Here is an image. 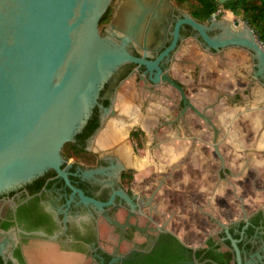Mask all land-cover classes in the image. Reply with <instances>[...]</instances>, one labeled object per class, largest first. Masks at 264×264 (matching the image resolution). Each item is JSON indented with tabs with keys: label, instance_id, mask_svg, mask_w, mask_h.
<instances>
[{
	"label": "flooded vegetation",
	"instance_id": "flooded-vegetation-1",
	"mask_svg": "<svg viewBox=\"0 0 264 264\" xmlns=\"http://www.w3.org/2000/svg\"><path fill=\"white\" fill-rule=\"evenodd\" d=\"M167 1L171 8L164 12L163 21L167 28L161 32L160 41L145 43L143 33L139 43L131 41L128 44V50L134 56L145 54V59L154 61L171 45L176 20L184 13L190 15L171 0ZM121 4L122 0H116L111 17ZM219 12L218 9L215 17L211 15L212 18L205 21L190 16L209 26L212 19H221ZM227 20L231 25L236 21L235 18ZM219 32L215 26L207 31L210 36ZM101 34H107L105 28ZM189 41L191 43H187ZM191 46L201 55L217 57L220 62L228 60V49H240L235 46L219 51L207 48L195 30L188 25L181 26L176 44L157 62L159 80L153 82L150 79L157 73V68L150 71L133 62L121 65L100 91L98 103L102 108L95 107L99 126L90 134L87 130L80 132L74 141L76 152L71 156L63 155V168L67 170L72 186L101 202L113 197V203L104 209L110 219L124 225L123 230L101 216L93 205L81 203L77 192L71 195L72 190L65 181L49 170L40 176L43 182L39 188L34 179L0 193V244L3 238L8 239L0 249V263L27 264L23 253L26 238H44L82 253L87 259L85 264H108L111 261V264H196L189 259L191 252L180 253L174 243L168 241L172 238L168 225L173 217L165 212L166 198L158 196L167 193L179 170L194 160L216 164L208 169V174L218 180L223 202L236 200L235 209L239 211L232 223H225L214 216L207 197L205 216L215 228L210 231L214 236L213 244L205 246L203 254L206 256L211 249L222 245L224 251L218 248L216 255L221 257L227 253L230 262L226 264L233 262L234 254L227 244L230 240L224 229L218 226L219 221L227 224L233 238L239 239L238 247L247 259H258L257 254L264 256V201L249 214L245 199L239 195L243 184L252 193H264V183L258 186L256 179L260 173L256 162L261 161V165L264 162V80L254 78L256 61L247 51L250 60L244 64L245 75H238V80L244 83L238 84L233 91L224 90L213 101L204 100L200 104L190 90L199 88L195 85L207 66L200 59L187 56ZM163 74L182 88L187 103L175 86L162 80ZM161 100L167 104H161ZM219 101H222L221 106L216 107ZM103 108L108 110V120H117L112 125L113 140L106 152L92 149L102 127ZM144 116L154 118L153 126L144 123V128ZM122 120L130 121L125 125L131 127L121 136L123 141L120 144L115 124ZM145 130L150 132V140L145 138ZM122 144L129 149L128 166L118 156ZM122 165L124 170H120ZM137 170L141 171V177H135ZM248 170L251 172L249 178L244 176ZM118 191H122L126 198L120 197ZM152 194V201L145 207ZM227 206L231 208L230 204ZM244 213L248 224L242 233ZM164 221H167L165 230H157ZM99 223L107 226L109 240L101 238ZM250 228L253 231L248 234ZM209 258L197 263H209Z\"/></svg>",
	"mask_w": 264,
	"mask_h": 264
},
{
	"label": "water",
	"instance_id": "water-1",
	"mask_svg": "<svg viewBox=\"0 0 264 264\" xmlns=\"http://www.w3.org/2000/svg\"><path fill=\"white\" fill-rule=\"evenodd\" d=\"M111 1L0 0V193L29 183L50 170L65 181L72 190L71 195L77 192L81 203L93 205L101 212V216L119 226L122 231L124 225L110 219L104 209L113 203V197L101 202L85 196L70 184L68 172L63 168L65 159L62 152L72 155L68 146L64 145L75 141L76 134L81 132L96 106L102 108L98 99L107 80L128 62L144 65L150 71L157 68V62L176 44L179 28L188 25L207 48L219 51L228 46L240 47L227 50L226 62H220L217 57L201 55L194 46L188 48V57L200 59L207 66L202 70V78L198 79L199 85H195L199 88L190 90L202 104V101H213L224 90L233 91L238 84L244 83L238 80V75H245L244 64L250 60V55L256 61L254 78L264 80V48L252 29L241 25L238 20L231 25L224 18L212 19L207 26L184 13L174 24L171 45L154 61H149L145 59V54L142 57L131 54L128 44L131 41L139 43L143 33L145 43L160 41L161 32L167 28L163 21L164 12L171 8L170 3L167 0H122L121 6L104 27L107 34L102 35L99 21ZM217 1L223 4L230 0ZM215 15L213 13L212 17ZM213 26L220 32L210 36L207 31ZM115 36L119 39L116 40ZM157 70L154 77L150 76L153 82L159 80L160 69ZM162 80L175 86L184 102H188L178 84L165 74ZM204 86L208 89H202ZM221 103L219 101L215 106H221ZM161 104L167 103L161 100ZM189 105L199 113L195 106ZM107 112V108H103L102 127L97 134V142L92 145L95 151H108L113 140L110 132L117 120H108ZM126 122L130 121L122 120L115 124L118 126L120 144L123 141L121 136L131 127L126 126ZM144 123L153 126L155 120L144 116L143 126ZM128 152L125 144L118 149L119 159L126 166ZM200 162L201 186H190V191H184L174 189V185L170 184L167 193L158 195L166 198L165 212L173 217L168 225L172 238H168V241L174 243L180 253L191 252L189 259H193L196 264L202 263L207 257H210V262L205 264H226L230 262L228 254L220 257L215 253L218 248L224 251L222 245L207 252L208 256L203 254L205 246H212L214 241L210 233L214 226L206 218L204 206L209 197V207L214 216L225 223H232L239 211L235 209L236 200L230 199L226 204L223 202L218 180L208 174V169L216 164L212 161ZM260 165L261 161H257L260 172L256 177L258 186L264 183V162ZM124 169L122 165L120 170ZM250 175L249 170L244 174L247 178ZM247 187L243 184L239 195L245 199L247 212L252 214L258 203L264 201V193H252ZM225 191L228 195L227 189ZM117 193L126 198L122 191ZM152 197L153 194L148 197L145 207L149 206ZM228 204L231 208H228ZM243 218L245 225L242 233L248 224L245 213ZM166 223L164 221L157 230L163 232ZM225 223L217 221L230 240L234 254L230 264L264 263V256L258 254V259L245 257L238 247L239 239L230 235ZM99 230L101 238L109 240L107 226L99 223ZM6 241L8 239L3 238L0 249ZM52 245L62 246L44 238H26L23 246L25 260L32 262L35 253L50 252Z\"/></svg>",
	"mask_w": 264,
	"mask_h": 264
},
{
	"label": "trees",
	"instance_id": "trees-1",
	"mask_svg": "<svg viewBox=\"0 0 264 264\" xmlns=\"http://www.w3.org/2000/svg\"><path fill=\"white\" fill-rule=\"evenodd\" d=\"M176 5H181L185 2H190L188 13L195 19L200 21H205L211 17L213 13H216L218 9H226L231 11L235 16L239 17L246 26L250 27L254 32L257 40L264 47V0H230L223 4L219 3L217 0H174ZM109 8L101 17L99 23L107 20L109 17ZM219 14V13H218ZM99 126V121L97 119L96 108L93 109L90 118L88 119L86 125L83 127L82 131L87 130V134L93 133ZM80 132L76 134L75 139L79 136ZM68 146L69 152H76L75 142H68L64 145ZM63 155H65L62 152ZM67 155V154H66ZM37 182V187L42 185V178L37 177L35 180ZM252 228L248 230V234L252 233ZM230 245L229 241L227 242Z\"/></svg>",
	"mask_w": 264,
	"mask_h": 264
},
{
	"label": "crops",
	"instance_id": "crops-1",
	"mask_svg": "<svg viewBox=\"0 0 264 264\" xmlns=\"http://www.w3.org/2000/svg\"><path fill=\"white\" fill-rule=\"evenodd\" d=\"M184 165L175 176L174 189L190 191V186H201V162L194 160ZM86 260L82 253L74 252L69 247L52 245L50 252L35 253L32 262H26L27 264H84Z\"/></svg>",
	"mask_w": 264,
	"mask_h": 264
},
{
	"label": "rangeland",
	"instance_id": "rangeland-1",
	"mask_svg": "<svg viewBox=\"0 0 264 264\" xmlns=\"http://www.w3.org/2000/svg\"><path fill=\"white\" fill-rule=\"evenodd\" d=\"M172 2L174 1V0H171ZM115 2H116V0H112L111 1V3H110V5H109V11H110V13H109V17H108V19L107 20H104L102 23H99V31H101V30H103V28L108 24V22L112 19V17H111V12H112V9H113V7H114V4H115ZM189 4H190V2H185V3H183V4H181V5H177L181 10H184V11H187L188 10V8H189ZM220 10V12H219V18H224V19H230V20H233L234 18L236 19V20H238L239 21V23L240 24H245L239 17H237V16H235L231 11H229V10H226V9H222V8H220L219 9ZM111 17V18H110ZM150 137H151V134L150 133H146V135H145V138L147 139V140H150ZM135 173H136V175H135V177L136 178H138V177H140V174H141V171L140 170H137V171H135Z\"/></svg>",
	"mask_w": 264,
	"mask_h": 264
},
{
	"label": "built area",
	"instance_id": "built-area-1",
	"mask_svg": "<svg viewBox=\"0 0 264 264\" xmlns=\"http://www.w3.org/2000/svg\"><path fill=\"white\" fill-rule=\"evenodd\" d=\"M260 43V42H259ZM260 45L263 47V45L260 43Z\"/></svg>",
	"mask_w": 264,
	"mask_h": 264
}]
</instances>
